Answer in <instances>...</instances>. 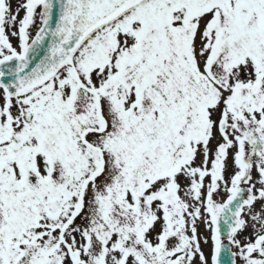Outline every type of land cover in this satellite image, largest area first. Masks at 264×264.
Segmentation results:
<instances>
[{
    "label": "snow or ice",
    "instance_id": "6c2138e0",
    "mask_svg": "<svg viewBox=\"0 0 264 264\" xmlns=\"http://www.w3.org/2000/svg\"><path fill=\"white\" fill-rule=\"evenodd\" d=\"M0 264H264V0H0Z\"/></svg>",
    "mask_w": 264,
    "mask_h": 264
},
{
    "label": "flooded vegetation",
    "instance_id": "af4514ba",
    "mask_svg": "<svg viewBox=\"0 0 264 264\" xmlns=\"http://www.w3.org/2000/svg\"><path fill=\"white\" fill-rule=\"evenodd\" d=\"M18 2H19V0H12L13 8H15L17 6ZM21 16H23V12H21Z\"/></svg>",
    "mask_w": 264,
    "mask_h": 264
}]
</instances>
